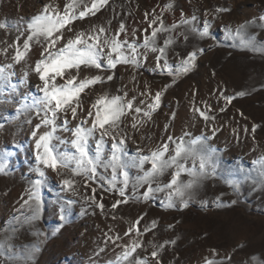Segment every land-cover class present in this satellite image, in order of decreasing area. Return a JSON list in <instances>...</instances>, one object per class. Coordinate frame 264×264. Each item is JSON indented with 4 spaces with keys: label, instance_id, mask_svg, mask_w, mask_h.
I'll list each match as a JSON object with an SVG mask.
<instances>
[{
    "label": "rangeland",
    "instance_id": "1",
    "mask_svg": "<svg viewBox=\"0 0 264 264\" xmlns=\"http://www.w3.org/2000/svg\"><path fill=\"white\" fill-rule=\"evenodd\" d=\"M85 2L90 3V0ZM169 2L108 0V4L95 16L75 21L70 26L72 32L64 30L66 39L78 31L90 30L93 25L110 27L115 32L123 22L128 39H133L135 30L136 38L142 42L146 35L144 29L148 28L154 10L166 26L180 25L170 33L158 34L159 45L169 35L175 39L167 49V60L173 72L188 53L204 49L197 54L191 71L178 76L158 68L156 54L151 52L138 68L118 65L113 80L97 84L81 94L82 105L77 119H72L70 111L66 114L68 127L73 129L87 118L93 102L105 93L112 96L123 95L127 91L129 98L135 95L137 103L144 101L145 104L140 106L145 107L152 102L151 97L140 93L146 89L152 96L162 92L159 108L138 131L131 129V115L124 118L121 128L130 137L126 141L128 156H135L138 148L147 154L165 142L168 136L178 138L185 132L192 136L204 135L209 137L207 143L216 149L219 158L217 175L200 182L192 191L187 207H181L179 202L176 207H165L166 192H156L153 198L145 201L143 193L147 185L134 189L130 182L126 190L128 203L114 209L112 205L121 197L115 191H106L108 185L105 181L73 178L66 169L56 172L46 169L40 218L30 222L26 220L32 215L31 184L39 179L34 171L37 164L31 136L39 119L30 113L32 124H28L25 122L27 116L17 117L16 101L24 96L30 100L41 95L38 86H42V82L33 68L41 59L43 48L33 43L26 59L11 69L15 73L11 79L18 85V92L9 96L5 88L4 94L0 95V100L10 101L0 103V124H3L0 128V158H6L7 165L5 172L0 173V245L5 246L0 247V264H25L22 257L32 245H37L39 250L32 254L27 264H108L121 253L120 246L133 239L142 242L143 247L137 249L135 255L145 259L147 264L264 262V186L259 183L258 165L253 163L264 157V51L234 46L232 40L225 38L226 28L235 30L247 23V34L255 35L259 43H264V21L260 20L264 17V0H174V7L168 10L165 5ZM49 3L63 11L67 0H0V23L7 24L6 29H0V49L12 45L17 36L22 47L28 36L25 31L27 22ZM220 7H227L230 11L215 12ZM145 13L150 14L147 20ZM181 13L184 18L194 16L195 20L191 25L181 24ZM205 20L210 24L211 36L201 39L191 28H202ZM253 21L254 24L251 23ZM184 36L188 39L185 40ZM63 43L61 41L57 47ZM13 54V48H8L7 56L0 54V65L12 63ZM97 74L110 73L83 69L80 76ZM62 82L58 78V83ZM240 92L245 95H237ZM225 97L234 99L229 103ZM195 109L214 119L205 121ZM64 119L62 114L57 121L61 127L56 135L70 144L73 137L71 131L63 130ZM105 139L107 156L111 140ZM54 143L61 151L69 148V144ZM95 143V139L89 141L93 152ZM149 167L145 165L146 169ZM98 171L111 177L110 169L107 173L103 169ZM229 173L234 174L229 178L240 182L238 188L225 182ZM129 174L134 180L138 172L131 169ZM66 178L76 180L74 191L62 185ZM169 179L170 175L166 173L160 182L167 183ZM152 186L156 187V184ZM69 200L73 203L68 206V220L60 227L59 209ZM99 203H103V210L97 207ZM141 217L138 227L142 235L137 236L135 230L131 236L124 235ZM153 221L155 228L145 232L144 229L151 227ZM57 228L59 231L53 234ZM117 236L120 238L116 239ZM154 250L158 253L155 259L151 256Z\"/></svg>",
    "mask_w": 264,
    "mask_h": 264
},
{
    "label": "snow or ice",
    "instance_id": "2",
    "mask_svg": "<svg viewBox=\"0 0 264 264\" xmlns=\"http://www.w3.org/2000/svg\"><path fill=\"white\" fill-rule=\"evenodd\" d=\"M107 4L108 0H90V3L85 2V0H67V3L63 6V11L52 3L45 4L42 11L27 22L25 31L28 32V36L22 47L19 43L20 37L17 36L12 45L0 49V54L5 56H7L8 48L14 49L12 63L0 65V95H3L5 88H7L8 95L14 96L18 92V85L12 82L11 78L15 73L11 69L15 64L26 59L33 43L40 44L43 48L40 53L41 59L36 62L33 68V71L42 82V86H38L41 95L32 97L30 100L27 96H24L16 101L18 105L16 108L17 117L20 115L27 116L25 122L28 124H32L30 113H34L35 117L39 119V123H36L31 131L37 164L34 171L39 179L34 180L31 184L29 199L33 201L31 205L32 215L25 218L29 222L40 218L41 190L46 179V169L54 172L66 169L73 178L82 177L86 181H96L99 178L101 181H105L108 185L105 190L115 191L121 197L112 205L114 209L121 204L128 203L126 190L130 182L133 184L134 189L147 185V189L143 193L145 201L153 198V194L156 192H166L167 203L165 207H176L177 202L180 203L181 207H187L192 191L200 182L203 179L217 175L219 158L216 156V149L207 143L209 137L204 135L192 136L191 133L185 132L178 138L168 136L165 142L157 145L147 154H144L143 150L138 148L135 156H128L126 141L130 137L121 128L124 118L131 115V129L138 131L147 121L151 120L152 113L159 108L162 92H157L152 96L151 92L146 89L145 92L140 93V95L151 97L152 102L146 104L145 107L140 106L145 104L144 101L137 103L135 95L129 98L127 91H124L123 95L109 96L105 93L93 102L91 108L87 111V118L81 120L75 128L69 129V121L66 118L67 112H71L72 119H77L78 110L81 109L82 105L81 94L97 84H104L113 80L114 70L118 65L138 68L141 61L146 60L149 52H151L156 54L155 60L158 68L162 71L166 70L169 75L178 76L191 71L197 54L204 51V49H198L188 53L176 65L175 72H173V67L167 60V49L175 43V39L169 35L164 39L163 44L159 45L158 34L170 33L180 25L166 26L163 18L156 16L154 10L148 28L144 29L146 35L143 37L142 42L136 38L135 30L132 32L133 39H128L127 28L123 22L120 23L118 30L115 32H112L110 27L93 25L90 30L78 31L74 36L65 39V29L72 32L73 28L70 26L75 21L84 20L88 16H95ZM173 7L174 0H170L165 5V9L168 10ZM228 11L230 9L227 7L215 9L217 13ZM149 15V13H145L146 20ZM181 17V24L185 25H191L192 21L195 20L194 16L191 19L184 18L183 13H181ZM260 20L264 21V17H260ZM251 23L254 24L255 21ZM247 27L248 24L246 23L235 30L230 27L226 28L225 38L232 40L234 46L251 48L254 51H264V43H259L255 35H248L246 32ZM6 28V23H0V29ZM209 28L210 24L205 20L202 28L193 26L191 31L197 34L199 38L204 39L211 36ZM149 29H151L150 33ZM17 31H19V27H17ZM121 34L124 36L123 39H121ZM184 39L187 40L188 37L184 36ZM237 40H239V44H236ZM61 41H64V43L57 47ZM83 69H95L99 73L110 74H97L81 78L80 73ZM24 78H27V73L24 74ZM58 78L63 82L58 83ZM133 80H135L134 76ZM21 83H23V80ZM237 95L243 96L245 93L240 92ZM232 99L234 97H225V100L229 103ZM6 102L10 101L0 100V103ZM195 111L199 112L200 117L205 121L214 119V117H209L206 112L200 109H195ZM62 114L65 116L63 130L72 133L73 138L70 144L56 135L61 127L57 124V121ZM165 127L167 128V125ZM0 128H3V124H0ZM106 137L111 140V148L107 156L105 155ZM93 139L96 141L94 152L89 145V141ZM54 141H58L61 145L69 144V148L74 149V151H70L69 148L61 151ZM5 159L0 158V173L6 170ZM253 163L258 165L259 183L264 186V157ZM146 164L150 165L147 169L145 168ZM98 169H103L105 173L110 169L111 177L108 178L102 175ZM131 169H136L138 172L134 180L129 174ZM166 173L170 175V179L167 183H161V177ZM233 175V173H229L228 177L225 178V182L233 188H238L240 182L229 178ZM185 176L187 179H183ZM73 178L63 179L62 185L66 189L74 191L76 180ZM153 184H156V187H153ZM101 187H103V184H101ZM92 192L95 193L96 189L93 188ZM25 203L27 204L28 201H25ZM72 203L69 200L67 205L60 207L58 216L61 222L60 227L67 222L68 206ZM232 203H235V201ZM97 207L103 210L104 205L99 203ZM140 219L142 217L124 235L131 236L134 230L137 236L142 235L138 227ZM155 226L156 223L153 221L151 227H146L144 231H151ZM55 231H59V228L54 230L53 234H55ZM41 234L36 233V235ZM119 238L117 236L116 239ZM0 247L5 246L0 245ZM120 247L122 248L121 253L114 261H109L108 264H147L145 259L135 255L137 249L143 247L142 242L133 239L128 244ZM38 250L37 245H32L30 250L26 251L24 257H22L25 264L31 259L32 254ZM100 251H104V249ZM151 256L155 259L158 256L157 251H152ZM206 264H213V262L206 261Z\"/></svg>",
    "mask_w": 264,
    "mask_h": 264
}]
</instances>
